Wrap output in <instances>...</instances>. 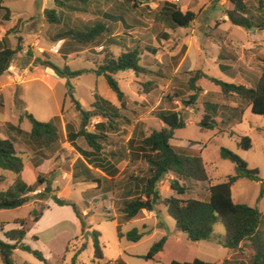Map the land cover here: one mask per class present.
Segmentation results:
<instances>
[{
	"label": "rangeland",
	"instance_id": "rangeland-1",
	"mask_svg": "<svg viewBox=\"0 0 264 264\" xmlns=\"http://www.w3.org/2000/svg\"><path fill=\"white\" fill-rule=\"evenodd\" d=\"M56 1L0 0V35L3 33L5 16H9L6 8H9L16 19L26 21V25H37L38 30H41L37 32L36 29L40 33L39 47L45 49L39 50L40 54L36 58L22 53L23 57L34 60L33 64L29 59L23 63L17 59L13 61L27 70L22 82L12 83L6 74L0 77L1 138L12 136L17 151L23 155L27 152L30 156L32 151L38 149L29 141L25 131L31 129V123L28 120L19 123L25 107L37 120L45 123L57 116L61 117L62 110V114L66 115L65 123L61 118L57 124L58 142L42 151L44 156H56L57 166L44 175L51 182V191L46 193V197L36 199L37 191L45 193V186H40L35 192L28 193L32 197L29 203L16 209L0 210V239L5 240L2 226L5 231H9L18 228V220H24L28 232L23 243L40 251L52 264H70L81 250L77 256L78 264L98 263L95 259L94 231L101 234L105 255V259L99 261L101 264H118L120 261L125 264H171L172 261L192 262L195 258L222 264L232 254L233 260L249 264L255 254L249 242L236 250L214 242H192L186 234L177 230L175 221L160 202L154 204L152 209L143 210L137 217H140L138 222H125L122 213L124 198L120 193L116 195L110 190L103 191L97 187V183H85L82 176L72 179L73 172L81 170L75 167L77 150L68 142L66 130L67 125H71L74 130L80 126L81 118L74 101L80 100L91 109L90 102H94L99 95L115 102L117 98L104 77H98L95 73L84 74L67 83L66 79L56 75L53 67L98 69L107 53L117 56L124 48L140 46L141 65L151 72L136 75L126 70L114 76L125 92L128 103L125 110L120 109V113L130 122L144 119V128L149 133L161 126L155 117L156 112L165 109L180 111L187 127L175 131L172 144L181 146L183 141L184 144L189 142L184 154L202 157L211 179L210 182L187 180L183 183L187 193L182 197L207 200L210 184L224 182L236 173L235 165L221 157L222 147L237 153L250 169H258L264 180V117L253 114L249 104L239 97L223 95L218 86L205 78L196 82V86L202 90L195 105L185 107L182 99L194 94L189 79L197 71L225 82L252 86L264 71V30H246L233 25L226 15L228 10L234 8L230 0H88L87 4L71 0L68 5L74 8L73 12L67 8L58 10ZM167 2L183 12H194L196 19L188 28L176 26L171 21L169 7H165ZM247 5L254 15L264 12V0H247ZM47 9L63 11L62 23H50L44 15ZM108 15H123L126 18L122 21L113 20L107 18ZM98 21L109 24V33L100 37L98 43L84 45L66 37L59 50L60 55L50 52V45L60 38L61 33L72 27L92 26ZM17 43L20 44L19 41ZM145 47L154 49L155 53L145 51ZM63 54L70 57L64 58ZM222 65L227 67L224 72L220 69ZM48 69H52V72ZM148 82L154 85V89L145 93L144 84ZM145 95L147 100H143L142 104L139 101ZM206 103L220 106L215 130H204L198 125ZM116 107L120 108L119 102ZM240 110L245 113L242 115ZM98 121V118L92 120L90 131ZM127 121L122 119L119 122V131L131 127ZM10 124L20 126L25 132L19 135L11 131ZM117 137L110 135V144L105 148L113 146L111 143L116 144ZM243 137L252 139L251 149L239 147ZM80 143L87 146L83 138H80ZM137 169L139 175L150 176L147 163L142 162ZM11 175L0 170V191L8 189ZM162 181L157 184V190L162 197H168L171 195L169 183L165 177ZM261 188V183L248 179L239 181L233 187L234 199L237 203L257 207L264 212ZM54 195L76 204L82 213V220L77 217L72 206L57 205L52 199ZM40 212L43 215L35 222V215ZM118 224L124 234L137 228L144 233V237L137 243L127 238L120 239ZM260 232L264 240V223ZM224 234L223 225L217 223L214 236L221 238ZM164 237L167 238L164 251L155 260L142 258ZM13 262L42 264L35 256L19 248L15 251ZM0 264H3L2 260Z\"/></svg>",
	"mask_w": 264,
	"mask_h": 264
},
{
	"label": "trees",
	"instance_id": "trees-1",
	"mask_svg": "<svg viewBox=\"0 0 264 264\" xmlns=\"http://www.w3.org/2000/svg\"><path fill=\"white\" fill-rule=\"evenodd\" d=\"M71 0H57L58 10L64 8L71 12L74 8L69 6ZM83 4H87L88 0H79ZM234 8L227 11L229 21L238 27L246 30L258 28L264 30V12L260 15H254L250 12L247 5V0H230ZM165 7H169L171 21L178 27L188 28L196 19V14L191 11L183 12L175 7L172 3H165ZM63 11L56 9H47L44 11L45 18L54 24L62 23ZM109 19L124 20L123 15H108ZM109 21V20H107ZM109 33V24L104 21H98L92 26L72 27L69 30L61 33L60 38L69 37L80 44H96L98 39L104 34ZM141 47L137 46L134 49L122 51L118 56L113 53H107L105 61L98 69L88 70H72L68 66L61 69L53 67L56 75L66 79L69 83L70 79L78 78L84 74L95 73L97 76H103L109 88L115 93L120 103V108L113 105L110 101L101 96H97L90 110L82 107L80 102L74 101L76 109L80 115L81 121L78 130H74L71 125H67L68 142L78 150L76 141L83 138L93 153H99L106 145L110 144V135L119 129V122L125 119L120 113V109L127 108L126 94L121 89L119 82L115 79V75L119 72L132 70L136 75L151 72L146 67L141 65ZM144 49V48H143ZM145 51L155 53L154 49L146 48ZM21 51V45L13 47L8 38V33L0 40V77L6 74L8 67L16 59ZM28 55L31 53L28 51ZM223 71L227 67L222 65ZM208 79L218 86L225 96H237L249 104L253 114L264 117V71L258 77L252 86L248 87L242 84H235L222 81L218 78L209 76L208 74L197 71L189 79V86L193 95L187 99H182L185 107H191L197 103L198 94L202 90L196 86V82L201 79ZM145 93H149L154 85L148 82L144 84ZM220 106L215 103L205 104V113L199 122L200 128L204 130H215L218 126L216 118L218 117ZM243 112V111H242ZM155 117L162 121L165 126L160 130H152L149 134L140 131L138 136H133L131 143L136 144V149L142 154L143 159L148 165L150 176L146 179L143 190L135 196L128 197L123 201V219L129 222L137 218L143 210L153 207L156 203H162L167 209L169 216L175 221L178 231L186 234L188 240L192 242L214 240L217 244L229 248L239 249L240 246L249 242L254 248L255 254L249 264H264V240L262 238L260 228L264 223V213L257 207H252L247 204L236 203L232 196V187L240 179H248L262 184L260 197L264 196V180L260 176L258 169H250L248 163L232 150L222 147L220 154L224 160L231 161L236 167V173L227 178L221 183L210 184V197L208 201L199 199H182L187 193V187L182 185L181 181L193 180L196 182H210L211 179L207 172L204 160L200 156H187L184 151H176L171 145V140L174 139L175 131L187 127V123L182 113L176 109H165L155 113ZM94 118L102 121L95 124L94 131L89 130V126ZM28 120L31 123V130L26 134L29 141L37 147L42 153L43 150L50 148L58 142V123L61 122V117L57 116L53 121L41 122L37 120L27 110L19 118V123ZM11 131L17 134H23L24 131L20 126L10 124ZM141 125H136V129H141ZM130 143V144H131ZM239 147L244 150L252 148V139L243 137L239 143ZM84 156L91 154L90 152L79 150ZM38 154V153H37ZM75 167H80V171L73 172V178L78 179L81 176L84 182H98L101 180H93V172L81 160L76 162ZM25 168V160L23 154L17 151L16 141L14 138H0V169L5 172L12 173L15 176L14 183L7 190L0 191V210L16 209L29 203L32 199L28 195L30 192H35L38 187L45 186V190L50 188L51 182L48 177L39 175L37 182L31 186H27L22 180V173ZM174 174L175 179L170 183V188L177 196L162 198L157 190V184L168 174ZM113 193V188L110 190ZM45 193L35 195L36 199L46 197ZM179 196V197H178ZM53 201L59 206H72L77 217L82 220V213L77 205L65 199H61L54 195ZM43 212L35 215L34 221L40 220ZM221 223L224 227L225 234L223 238L214 236L215 225ZM18 228L2 231L5 240L0 239V260L3 264H14L13 256L19 248L35 256L42 264H52L43 254L34 250L23 243L27 236V227L24 220L16 222ZM118 236L120 239L127 238L128 241L137 243L143 237L144 233L139 229L134 228L130 232L124 234L121 225H117ZM95 259L98 263L105 259L104 252L101 246V234L97 231L93 232ZM167 238L164 237L156 242L148 254L142 256L145 260H155L156 256L164 251ZM81 250L79 253H81ZM74 257L70 264H78L77 256ZM118 264H125L120 261ZM171 264H212L199 258H195L192 262L172 261ZM222 264H247L238 260L226 259Z\"/></svg>",
	"mask_w": 264,
	"mask_h": 264
},
{
	"label": "crops",
	"instance_id": "crops-1",
	"mask_svg": "<svg viewBox=\"0 0 264 264\" xmlns=\"http://www.w3.org/2000/svg\"><path fill=\"white\" fill-rule=\"evenodd\" d=\"M6 9H7V11H9V16L8 15L5 16L3 33L0 35V40L4 36H6L8 33V38L10 39V43L13 47H16L18 45V43H17L18 41L20 42L21 51L18 53V55L16 57L18 62L23 63V61L29 59V62H31V64H33L34 60L30 61V58H27V57H26L27 58L26 59L25 57H23L22 53H24V51L28 49V51H30V53H31L30 56L36 58L40 54L39 50H45V49L39 47L41 40H39V34L40 33H37V32H41V30H38L37 25H35L33 23L26 25V21L23 22L21 19H16L13 15L12 11L9 8H6ZM41 12H43L42 9H41ZM36 29H37V32H36ZM63 42H64V39L57 38L56 42H54L52 45H50V49L53 46H55L56 44H59L58 48H61ZM127 49H129V48H124L123 50L126 51ZM57 54H59V52ZM63 57L64 58L70 57V55L66 56V54H63ZM23 66H21V67H23ZM23 68H26V67H23ZM220 69H221V66H220ZM48 71L52 72V69H48ZM221 71H223V70L221 69ZM89 74H91V73H89ZM98 77H103V76H98ZM92 94L95 95V92H93ZM99 96H101V95H99ZM116 98H117V96H116ZM140 100L141 101H139V102L143 104V102H144L143 100H147V95L141 96ZM108 101H110V100H108ZM78 102H80V104L82 105V107L84 109L90 110L89 108H87L85 106L84 102H81L80 100H78ZM94 102H90V106H89L90 108L92 107ZM110 102L113 105L117 106L119 101L117 99V102H115V101H110ZM24 105H25V103H24ZM24 110H26V107ZM62 113H63V110H62ZM62 113H61L62 122L65 123L64 118L66 117V115H64ZM204 113H205V108H204ZM244 113L245 112L241 111L242 115ZM157 120H159V119H157ZM101 121L102 120L100 119V121H98L97 123H99ZM160 122H161L160 128L159 129L153 128L152 130H154V129L160 130L165 126V124L162 121H160ZM127 123H128V125L131 126L129 129H125V127H124L122 131L116 130V131H114V133L111 134V135L116 136V137L118 136L117 137L118 141H116V144L111 143V145L113 144V146H107V149L104 147L103 150L99 153H93L91 148L86 143V141H85V144L87 146L86 147L82 146L80 143V138L76 141V145L78 147V150L76 148H74L77 150L76 162L79 160L83 161L88 166V168L92 170L93 180H97V179L101 180V183H98V182H89V183H97L98 184L97 187H99V189H101L103 191H106V190L109 191L113 188V193H116V195L118 193H120L124 199H126L128 197L135 196V194L137 195V193H140L144 188V185L146 183V179L149 177V176L144 177V175H142V176L139 175L140 172L138 171L137 168H139V166L142 165V162H144V163H146V162L143 159L142 154L136 149V144L131 143V139L133 136L134 137L138 136L140 134V131L144 132L145 134H149L152 131L151 130L149 133H147V130L144 128L145 120L142 118L139 120H136L134 122L127 121ZM139 124L142 126L140 130L135 128V126L139 125ZM94 129H95V125H94L92 131H94ZM22 130L24 131V129H22ZM30 130H25V131L28 132ZM6 137L12 138V136L11 137L6 136ZM0 138H1V136H0ZM2 139H5V138H2ZM174 139H175V136H174ZM173 140H171V145L178 152L184 151L186 146L189 145V142H185V144H184V141L181 140V141H183V143H182L183 145L175 146L172 144ZM16 146H17V144H16ZM79 150H84V151L90 152L91 154L83 156L81 154V152H79ZM25 153L26 154L23 155L24 160H25V168H24V171H23L21 177H22L23 182L27 186H31V185L35 184L37 182L39 175H46V174L50 173V171L53 170V168L55 166H57L55 163L56 156H52V154H48V156H44L43 153H41L39 150L32 151L33 155L31 154L30 156L28 155L29 153L28 154H27V152H25ZM27 156H29V159L27 158ZM3 172H5V171H3ZM148 172H149V169H148ZM7 173H9V172H7ZM10 174H12V173H10ZM11 176L12 177L9 178L10 182H9L8 188L10 186H12L14 183L15 176L13 174ZM165 178H166V182L169 183L168 191L171 193L170 196H177V194L173 190H171V188H170V183L172 182V180H174L176 178L175 175L171 173V174L166 175ZM72 179H73V177H72ZM242 180H244V179H240L239 181H242ZM160 182L163 183L164 181H160ZM185 182H187V181H181L180 183L182 185H184L183 183H185ZM85 183H88V182H85ZM257 183H260V182H257ZM233 187H232V196L234 199ZM30 193H32V192H30ZM40 193H42V192H40ZM37 194H39L38 191L35 193V195H37ZM170 196H168V197H170ZM209 197H210V192L208 193V199L203 200V201H208ZM162 198H167V197H162ZM180 198L184 199L182 196H180ZM124 199H123V201H124ZM34 201L38 202L40 200H34ZM234 201H235V199H234ZM147 213H154V212H147ZM85 214L87 215L86 212H85ZM139 218H135V219L131 220L130 222H138L140 220ZM223 237L224 236H221V238H223ZM208 242L216 243L214 240H209ZM231 250H233V249H231ZM227 259H233V254L230 258H227Z\"/></svg>",
	"mask_w": 264,
	"mask_h": 264
},
{
	"label": "built area",
	"instance_id": "built-area-1",
	"mask_svg": "<svg viewBox=\"0 0 264 264\" xmlns=\"http://www.w3.org/2000/svg\"><path fill=\"white\" fill-rule=\"evenodd\" d=\"M176 2H179V0H176ZM58 47H59V44H56L50 49V52L57 54L60 49ZM23 54L28 55V51L25 50ZM26 73H27V70L20 68L18 65L14 64L13 62L11 63V65L8 67L6 71V75L12 83L22 82Z\"/></svg>",
	"mask_w": 264,
	"mask_h": 264
},
{
	"label": "water",
	"instance_id": "water-1",
	"mask_svg": "<svg viewBox=\"0 0 264 264\" xmlns=\"http://www.w3.org/2000/svg\"><path fill=\"white\" fill-rule=\"evenodd\" d=\"M50 191H51V188H47V189L45 190L46 193H49ZM150 209H152V207H150Z\"/></svg>",
	"mask_w": 264,
	"mask_h": 264
}]
</instances>
